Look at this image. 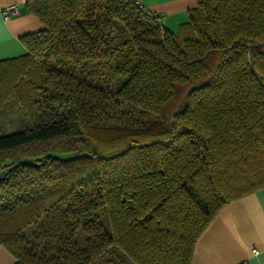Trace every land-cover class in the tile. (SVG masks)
<instances>
[{"label": "trees", "instance_id": "trees-1", "mask_svg": "<svg viewBox=\"0 0 264 264\" xmlns=\"http://www.w3.org/2000/svg\"><path fill=\"white\" fill-rule=\"evenodd\" d=\"M25 6L43 27L0 60V246L14 264H190L220 209L264 188V0H195L175 33L133 0ZM19 111L31 124L6 132Z\"/></svg>", "mask_w": 264, "mask_h": 264}, {"label": "crops", "instance_id": "crops-1", "mask_svg": "<svg viewBox=\"0 0 264 264\" xmlns=\"http://www.w3.org/2000/svg\"><path fill=\"white\" fill-rule=\"evenodd\" d=\"M25 1L0 0V60L25 54L19 38L43 27L27 11ZM133 1L159 15L164 27L174 33L195 5V0ZM7 6L16 7L18 14L5 21L2 10ZM14 263L13 255L0 246V264ZM190 264H264V188L220 209L197 239Z\"/></svg>", "mask_w": 264, "mask_h": 264}, {"label": "rangeland", "instance_id": "rangeland-1", "mask_svg": "<svg viewBox=\"0 0 264 264\" xmlns=\"http://www.w3.org/2000/svg\"><path fill=\"white\" fill-rule=\"evenodd\" d=\"M69 67L72 68L73 66H71V64H70ZM75 70L76 71L78 70L79 76L86 77L88 80H90L91 83L97 82L98 85H100V86H109V85H114L115 83L117 85V84L121 83V81H123L119 77H111L107 68H103V67H100V68L95 67L94 69L86 67L84 69H81V68H78V66H77L75 68ZM11 118H12L11 124L9 125V123H8L6 125V132H10V131L19 129L24 124H31V120L29 118H27L23 114L22 111L16 112ZM31 229H32L31 226L26 228L24 230V233L29 234Z\"/></svg>", "mask_w": 264, "mask_h": 264}, {"label": "built area", "instance_id": "built-area-1", "mask_svg": "<svg viewBox=\"0 0 264 264\" xmlns=\"http://www.w3.org/2000/svg\"><path fill=\"white\" fill-rule=\"evenodd\" d=\"M18 14V10L14 6H7L2 10V17L5 21L10 19L12 16H15ZM254 253H257V249H253Z\"/></svg>", "mask_w": 264, "mask_h": 264}, {"label": "water", "instance_id": "water-1", "mask_svg": "<svg viewBox=\"0 0 264 264\" xmlns=\"http://www.w3.org/2000/svg\"><path fill=\"white\" fill-rule=\"evenodd\" d=\"M22 164H29V163H32V161L28 160V159H23L21 161ZM4 179V173L3 172H0V181H2Z\"/></svg>", "mask_w": 264, "mask_h": 264}]
</instances>
